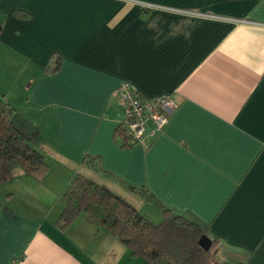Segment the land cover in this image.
<instances>
[{"label":"crops","instance_id":"1","mask_svg":"<svg viewBox=\"0 0 264 264\" xmlns=\"http://www.w3.org/2000/svg\"><path fill=\"white\" fill-rule=\"evenodd\" d=\"M0 25L15 89L2 94L40 125L33 145L50 164L43 181L0 185V264H149L85 214L59 228L76 174L141 213L131 187L195 215L218 264H264V0H0ZM124 83L178 101L149 148L117 142Z\"/></svg>","mask_w":264,"mask_h":264},{"label":"trees","instance_id":"2","mask_svg":"<svg viewBox=\"0 0 264 264\" xmlns=\"http://www.w3.org/2000/svg\"><path fill=\"white\" fill-rule=\"evenodd\" d=\"M14 14L19 18L29 17L21 11ZM1 28L2 25L0 32ZM60 67L61 57L57 56L47 72H58ZM40 135V125L23 117L4 95H0V185L21 175L39 181L47 177L50 164L33 145ZM116 139L121 148L136 145L121 126L117 129ZM84 163L102 171L97 158L87 155ZM131 189L159 211L162 218L160 223L150 221L104 186L76 174L63 193L66 206L57 225L61 230H66L80 215L85 214L127 246L133 257L149 264H218L214 257L217 240L210 237L208 226L198 217L165 207L146 188ZM203 237L213 243L209 251L199 244Z\"/></svg>","mask_w":264,"mask_h":264},{"label":"built area","instance_id":"3","mask_svg":"<svg viewBox=\"0 0 264 264\" xmlns=\"http://www.w3.org/2000/svg\"><path fill=\"white\" fill-rule=\"evenodd\" d=\"M116 94L123 110L120 126L137 145L146 148L164 130L179 106L172 94L143 99L129 83L122 84Z\"/></svg>","mask_w":264,"mask_h":264},{"label":"rangeland","instance_id":"4","mask_svg":"<svg viewBox=\"0 0 264 264\" xmlns=\"http://www.w3.org/2000/svg\"><path fill=\"white\" fill-rule=\"evenodd\" d=\"M1 90H5L6 93H9V94L15 92V89H14L12 82H11V73L5 71L4 69H0V95H4V94H2L4 92H2ZM5 98H6L7 102L11 103L7 97H5ZM13 103L16 105V109H18L20 112L21 107H23L20 105V102L17 103V101H16ZM14 104H12V105H14ZM15 203L16 202L11 203L10 207H14ZM44 204L46 205V206H44V209H39V212H37L34 209H33V211L37 212V213H41L43 211L46 212L47 207L53 205L54 202L47 200ZM142 214L145 215L147 219H149L150 221H152L154 223H160L162 221V218H161L159 211L155 207H153V205L152 206L148 205V210H143ZM57 217H58V215H56V213H55L51 217V220H56ZM215 251H216V248H214V253H215Z\"/></svg>","mask_w":264,"mask_h":264},{"label":"water","instance_id":"5","mask_svg":"<svg viewBox=\"0 0 264 264\" xmlns=\"http://www.w3.org/2000/svg\"><path fill=\"white\" fill-rule=\"evenodd\" d=\"M199 244L205 251H209L213 245L212 241L207 237H203Z\"/></svg>","mask_w":264,"mask_h":264}]
</instances>
